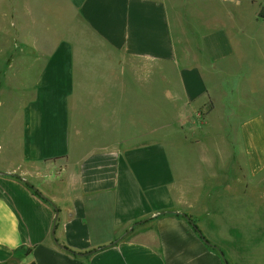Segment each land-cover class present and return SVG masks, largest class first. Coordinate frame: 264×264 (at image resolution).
Instances as JSON below:
<instances>
[{
	"label": "crops",
	"instance_id": "obj_1",
	"mask_svg": "<svg viewBox=\"0 0 264 264\" xmlns=\"http://www.w3.org/2000/svg\"><path fill=\"white\" fill-rule=\"evenodd\" d=\"M0 39V264H264V0H0Z\"/></svg>",
	"mask_w": 264,
	"mask_h": 264
},
{
	"label": "rangeland",
	"instance_id": "obj_2",
	"mask_svg": "<svg viewBox=\"0 0 264 264\" xmlns=\"http://www.w3.org/2000/svg\"><path fill=\"white\" fill-rule=\"evenodd\" d=\"M10 40H12L11 42H12V44H17V39H15V38H13V37H11L10 38ZM8 44H10L9 42H8ZM6 45L5 46V44H4V42H3V40L2 39H0V51H6V49H10V48H7V47H9V45ZM10 51V50H9ZM9 51L8 52H6V53H3V55H4V57H3V61H4V58L5 59H7V57L9 56ZM2 64V63H1ZM11 84H15L14 82H11ZM0 85H1V79H0ZM8 91V90H7ZM8 93H9V91H8ZM208 109V108H207ZM206 112H207V110H205ZM205 119V113L203 112H198V113H196L195 114V117L193 118V121L191 122V124L192 125H199L200 123H202L203 122V120ZM179 139L180 140H182L183 139V134H180L179 135Z\"/></svg>",
	"mask_w": 264,
	"mask_h": 264
},
{
	"label": "trees",
	"instance_id": "obj_3",
	"mask_svg": "<svg viewBox=\"0 0 264 264\" xmlns=\"http://www.w3.org/2000/svg\"><path fill=\"white\" fill-rule=\"evenodd\" d=\"M29 186V185H28ZM195 230L199 233V231L195 228ZM200 234V233H199ZM201 236V239H203L206 243H207V241L202 237V235H200ZM75 254V253H74Z\"/></svg>",
	"mask_w": 264,
	"mask_h": 264
},
{
	"label": "water",
	"instance_id": "obj_4",
	"mask_svg": "<svg viewBox=\"0 0 264 264\" xmlns=\"http://www.w3.org/2000/svg\"><path fill=\"white\" fill-rule=\"evenodd\" d=\"M0 174H3V173L0 172Z\"/></svg>",
	"mask_w": 264,
	"mask_h": 264
}]
</instances>
